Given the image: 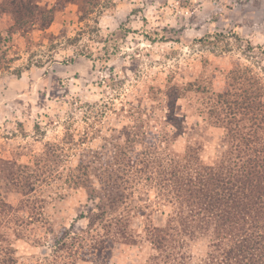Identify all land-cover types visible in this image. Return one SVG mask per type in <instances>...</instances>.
<instances>
[{"label": "rangeland", "instance_id": "374dc122", "mask_svg": "<svg viewBox=\"0 0 264 264\" xmlns=\"http://www.w3.org/2000/svg\"><path fill=\"white\" fill-rule=\"evenodd\" d=\"M238 84L264 104V0H0V203L17 209L0 228L18 264H235L186 170L229 150L218 95Z\"/></svg>", "mask_w": 264, "mask_h": 264}, {"label": "trees", "instance_id": "16d2710c", "mask_svg": "<svg viewBox=\"0 0 264 264\" xmlns=\"http://www.w3.org/2000/svg\"><path fill=\"white\" fill-rule=\"evenodd\" d=\"M23 4L27 8V3L21 1V5ZM26 8L21 9L29 11ZM25 16L21 12L17 14L16 22L24 23L22 17ZM236 90V93L229 91L218 95L228 110V117L232 116V121L224 125L226 129L229 127V150L213 168L206 166L205 161L198 156L195 162L200 169L191 163L193 167L190 164L186 171L191 177L200 178L202 190L199 192L201 200L196 202L198 209L202 211L204 205L207 208L215 206L212 207L217 210L215 218L220 224L224 223L223 228H230V238L235 241L227 253L228 259L235 264H264V104L252 84H244ZM226 97L231 98V101H226ZM217 121V125L221 124L220 119ZM243 121L246 123L243 124ZM214 189L215 197L219 196L216 199L218 207L215 203L211 204L210 200ZM200 203L201 207L198 206ZM0 208L1 216L11 215L6 222H12L17 209L4 202L0 203ZM17 222H20L19 218L16 224ZM63 234L67 238L68 233ZM6 237L7 233L0 228V264H18L17 250L6 245ZM58 242L60 241H56L57 245ZM103 245L105 242L101 241L96 250L102 253L105 249Z\"/></svg>", "mask_w": 264, "mask_h": 264}]
</instances>
